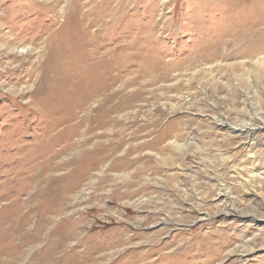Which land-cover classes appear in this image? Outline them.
Listing matches in <instances>:
<instances>
[{
    "label": "rangeland",
    "instance_id": "1",
    "mask_svg": "<svg viewBox=\"0 0 264 264\" xmlns=\"http://www.w3.org/2000/svg\"><path fill=\"white\" fill-rule=\"evenodd\" d=\"M32 2L0 0V208L9 206L0 216V245L3 231L19 243L24 220L13 206L35 196L40 176L77 169L81 187L60 196L42 242L22 248L16 264H34L49 240L55 257L72 255L64 264H264V54L235 55L253 20L264 21V0L91 1L96 14L84 18L91 32L99 28L94 18L109 22L96 38L111 44L103 51L122 58L132 43L138 58L113 63L111 91L140 98L87 144L70 127L60 133L65 126L58 127L59 114L50 116V96L37 94L55 46L68 47L72 62L87 68L92 40L79 28L61 29L62 15L52 26L53 15L35 14ZM25 46L29 52L14 50ZM144 60L166 77L154 83L139 72ZM117 137L121 151L132 148L128 161L112 166L125 157L119 151L92 164L99 159L93 153ZM52 156L54 167L66 169L44 176ZM29 219L33 232L39 220Z\"/></svg>",
    "mask_w": 264,
    "mask_h": 264
},
{
    "label": "bare ground",
    "instance_id": "2",
    "mask_svg": "<svg viewBox=\"0 0 264 264\" xmlns=\"http://www.w3.org/2000/svg\"><path fill=\"white\" fill-rule=\"evenodd\" d=\"M91 1L93 0H89V3H86L85 6V3H82L83 0H33L32 7H30V10H33L37 15L39 14L40 9L45 10L46 12H49L51 15H53L52 26H56L57 24V21L55 20L56 16H64L66 21L61 26V29L70 31L73 28H79L82 33L87 34L92 40L90 44V53L88 56L92 63L89 62L90 65L87 68H85V66L82 67L79 62H77L78 60L72 62L68 55H66L67 49L69 50L68 47L61 48L58 45L54 47L51 55L41 65L42 71L41 74L38 75L41 89L39 88L37 95L41 96L44 94L50 96L51 100L49 101V104L52 107L50 109V116H56L59 114L57 116V120L59 122L58 127L63 128V126H65V128L62 129L60 133L67 132V129L70 127L72 130H76V132L83 136L84 142L86 144L91 140L89 138L85 139L87 136L97 135L96 132L98 129L115 124L117 122L116 118L126 116L128 114L127 111L132 108V104L138 101L140 98V94L138 92L135 93L133 91L124 94L123 91L126 90L125 88H122L120 92L119 90L117 92L111 91L116 79V77L112 75L113 63H115L117 60H123L124 58L125 60L136 64V59L138 58L133 57V55L130 54L132 53V49H130V46L133 45L132 43L128 44L129 49H127L125 53L122 54V58L118 54H113V50H106L105 52L103 51L108 46H111V44L106 42L105 39L99 43L96 38L101 37V32L104 31V27H106L109 22L105 21L103 16L94 18L93 24L95 25L96 23L99 28L97 33L91 32V24L88 22L89 20L84 19L85 17H93L96 14L95 11H92ZM257 1L260 2L261 0ZM249 2L254 4L255 0H249ZM63 3L64 6H62ZM98 7L99 6H97V8ZM78 15H80L79 19H77ZM252 24L254 30L251 29L250 32L244 35L242 44H240V48L235 54L237 57L254 59L264 54V21L262 20L257 22L256 19H254ZM67 31H65V33ZM14 50H17V52L22 54L29 52V47H15ZM259 64L260 63L258 61L256 66L259 67ZM130 66L134 65L131 64ZM81 69L86 70V76L83 75L76 77ZM165 71L166 70H163L162 66H156L155 63L149 62V60L142 61L141 65L139 66V72H142V74L150 77L154 83H157L166 77ZM102 74H104V77H101ZM126 88H131V85H126ZM122 92L124 95H120ZM73 122L75 123L73 124ZM83 127H85L86 130L81 132ZM233 132H237L236 129H234ZM115 135L116 134H113V136ZM115 139V143L113 142L112 144L108 145L103 150H101V152L95 154L93 153L94 156L99 155V159H97V162H93L92 164L98 166L100 162L102 164L104 161L109 160L110 158H113L119 154V151H121L123 148V144L119 142L118 137ZM131 149L132 148L130 147L126 151L122 150L120 153H126L125 157L120 160L115 157L113 159L112 166L115 163H125L128 161L127 156L130 155ZM63 150L64 149L61 148V152H63ZM53 159L54 156L50 157L45 162L46 166L43 168L44 176H51V173L55 169L58 170V174L59 172L61 173L65 171L66 168L54 167L52 164ZM96 163H98V165ZM63 169L64 171H62ZM77 179V169L73 170L68 175L67 173L64 175H59L58 178H53V176H51L47 179H44L43 176H40L36 181L38 182L37 187L41 185V189H36L37 193H35V196L32 195L28 201L24 203L20 198L17 200L16 205L13 206L15 212L19 214L16 219L22 221L24 220L23 223L20 221L18 222L17 239L19 240V243L15 244L12 240V237H9L7 234H5L6 231L1 233L4 238L3 244L0 245V264H16L18 259L24 257L22 248H30V243H34V245L37 246L40 244V242H42L41 240L44 235V229L49 224L51 219L49 216L53 214L55 206L58 207L57 204L60 202V196L63 197L62 200L67 199V194L74 192V186L75 189L81 187V185H77L78 187L76 186ZM67 181H72L73 186L67 187ZM48 183H57L61 185H57L58 187H53V185H51L46 188L45 186ZM59 192H62V194L59 195ZM8 207L9 206L0 208V216L6 211V209H8ZM28 208L29 210L25 211ZM32 214H36L39 221L34 223L35 231L29 232L30 230L27 229V226L30 224L29 216ZM50 242L51 241L49 240L48 244L43 246L41 251L38 252L34 264H64V260L72 258V255L68 254L63 255L62 257H55L57 256L55 254L56 249H53V242ZM7 253H9L8 257L3 259L2 256ZM15 254L17 256V260L14 259L16 258ZM173 254L174 252L168 255V257L170 258L173 256ZM162 259H167V257L160 256L158 261ZM15 260L16 262L14 263ZM141 261L143 260L139 259L134 263L138 264ZM155 263L156 262L153 264Z\"/></svg>",
    "mask_w": 264,
    "mask_h": 264
}]
</instances>
